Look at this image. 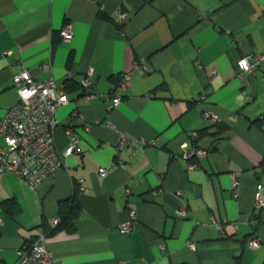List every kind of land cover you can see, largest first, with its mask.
<instances>
[{
    "label": "crops",
    "instance_id": "obj_1",
    "mask_svg": "<svg viewBox=\"0 0 264 264\" xmlns=\"http://www.w3.org/2000/svg\"><path fill=\"white\" fill-rule=\"evenodd\" d=\"M66 23L69 42L59 37ZM248 54H264V0H0V123L22 68L37 81L70 71L76 83L91 70L97 95L85 100L78 88L55 112L63 165L39 187L0 174V264H14L75 191V232L46 239L63 264H264V61L240 79L237 61ZM135 62L147 70L112 107L116 78ZM204 129L195 144L205 157L183 161L180 146ZM68 131L78 144L65 157ZM182 205L189 215L177 218ZM254 237L258 249L247 246Z\"/></svg>",
    "mask_w": 264,
    "mask_h": 264
},
{
    "label": "built area",
    "instance_id": "obj_2",
    "mask_svg": "<svg viewBox=\"0 0 264 264\" xmlns=\"http://www.w3.org/2000/svg\"><path fill=\"white\" fill-rule=\"evenodd\" d=\"M62 41L69 42L73 38V25L66 23L59 33ZM236 45L240 43L233 40ZM264 61V54L255 56L253 54L244 55L237 61L238 78L244 74H254L259 65ZM196 68L201 69V65L196 63ZM147 67L142 62H135L133 68L120 75L119 81L111 92L112 107H116L122 101V95L130 87L131 79L135 73L143 74ZM215 72H213V75ZM74 80V74L70 71L66 73L64 79L57 82L55 79L37 81L31 77L27 68H22L13 75L12 83L18 94L17 101L7 110L0 123V138L4 146L0 147V174H13L18 179L24 181L31 190H35L44 181L51 177L63 165L62 158L58 155L54 144V128L57 125L55 112L68 101L65 85ZM94 76L88 71L79 81V90L85 100L97 99L93 93ZM203 118L212 123L220 120L210 112H204ZM69 134V143L64 151L67 157L77 150L78 139L76 135ZM189 143L180 146V158L183 161L200 160L205 157V151L195 143L197 133L189 136ZM127 138L122 136L115 147V154L126 145ZM121 164L120 161H118ZM195 165H189V169ZM110 168L99 169V175L106 176ZM233 187L239 184V175L233 173ZM81 181H79L80 183ZM262 186L257 185L260 191ZM264 205V200H258L256 207ZM177 218H185L189 215L188 208L182 205L174 210ZM135 216L130 213V219ZM58 218L48 221L50 226H55ZM1 224V219H0ZM217 229L222 226L216 224ZM131 229L130 222L122 225L121 232L127 233ZM47 236L40 229L39 234L28 244L17 250V260L14 264H63L53 256L46 244ZM191 250L195 249L193 242L187 244ZM250 249H258L262 246L257 237L248 241ZM163 251L164 246L160 245Z\"/></svg>",
    "mask_w": 264,
    "mask_h": 264
},
{
    "label": "trees",
    "instance_id": "obj_3",
    "mask_svg": "<svg viewBox=\"0 0 264 264\" xmlns=\"http://www.w3.org/2000/svg\"><path fill=\"white\" fill-rule=\"evenodd\" d=\"M119 78H120V75L116 78V81H115L116 84L119 81ZM78 88H79V83H76L73 80L65 85V92L69 93ZM213 124L217 125L219 124V122L213 123ZM227 128L228 127L225 125L219 127L217 134H220L226 131ZM206 132H207V129H204L201 132L197 133V139L200 136V134H205ZM259 167L262 173L264 174V160L259 164ZM3 205L5 206L7 211L10 212L11 215H15L19 211L18 205L13 200H7L3 203ZM80 215H81V206L77 198V191H75L70 198L60 201L58 203V214H57L58 223L55 226H50L48 222L45 221L41 223L39 227L43 230L46 236L59 233V232H65L67 234H72L75 232V223L80 217Z\"/></svg>",
    "mask_w": 264,
    "mask_h": 264
}]
</instances>
